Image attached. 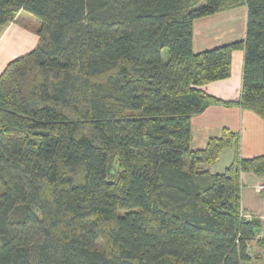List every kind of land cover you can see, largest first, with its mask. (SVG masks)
I'll use <instances>...</instances> for the list:
<instances>
[{"label": "trees", "instance_id": "16d2710c", "mask_svg": "<svg viewBox=\"0 0 264 264\" xmlns=\"http://www.w3.org/2000/svg\"><path fill=\"white\" fill-rule=\"evenodd\" d=\"M240 7L242 40L194 52L195 21ZM20 11L40 26L0 74V264L264 259V219L241 206V175L264 180V154L241 157L227 128L189 146L212 105L264 122V0H0L1 30ZM234 51L228 103L203 87L230 78ZM225 149L233 161L211 174Z\"/></svg>", "mask_w": 264, "mask_h": 264}, {"label": "crops", "instance_id": "0c3cea01", "mask_svg": "<svg viewBox=\"0 0 264 264\" xmlns=\"http://www.w3.org/2000/svg\"><path fill=\"white\" fill-rule=\"evenodd\" d=\"M21 12L22 11L18 13L13 22L3 29L0 34V42L4 40L11 30H13L12 36L16 35V37H22L26 35L23 28L17 25L18 17L22 14ZM232 17L233 16L230 18L224 16L218 20L210 16L195 21L193 26L194 52L199 53L233 41L242 40L245 35L246 27L244 17H242V19L240 17L237 20V24L234 22L231 23L232 27L229 29V35L232 34V37L223 35L220 37V33L215 30V28L218 27L225 29L229 25L227 21H231ZM240 19L241 22H243L241 25V22L239 23ZM214 36H217V38L213 39L212 37ZM14 39L18 40V38ZM37 42L38 36L36 41L33 42L32 47H35ZM17 50L18 49L7 51L8 53L6 51H1L0 74L6 65L11 60L15 59L14 57L16 55L22 53L21 50ZM5 52L7 54L6 58H4L3 55ZM242 59L243 53L241 51H234L232 53L230 78L205 85L203 87L205 93L223 102H236L239 99L241 91ZM224 128L239 134V153L241 157L249 158L264 154V122L252 112L242 110L238 106L212 105L203 113L194 116L191 120L190 149L197 150L203 148L210 138L220 136ZM234 156V149L223 150L218 161L209 167L210 173L220 174L224 172L233 161ZM241 185L242 209L245 212L252 213L262 218L264 216V191H259L258 186L264 185V180L252 173H244L241 175Z\"/></svg>", "mask_w": 264, "mask_h": 264}, {"label": "rangeland", "instance_id": "374dc122", "mask_svg": "<svg viewBox=\"0 0 264 264\" xmlns=\"http://www.w3.org/2000/svg\"><path fill=\"white\" fill-rule=\"evenodd\" d=\"M22 14L18 17L17 20V25H20L23 28V31L26 32V35H23L22 37H16V35L12 36V31H10V33L4 38L3 41L0 42V53L1 51H10L13 49H18L17 51H20L22 53H19L18 55H16L14 58L24 55L26 53H28L29 51H31L34 47H32L33 42L36 41L37 38V31L39 29L40 23L39 21L31 14H29L26 11H22ZM227 16V17H232L231 21H227V24H229L225 29H222L221 27L215 28V30H217L220 33V37L223 36H230L232 37V34L229 35V29L232 27L231 23H236L237 24V20L241 17H244V23L246 24V8L245 7H240L228 12H224L221 14H217L215 16H212L215 19L220 20L222 17ZM241 19L239 21V23L241 22ZM243 22L240 23V25ZM220 25V24H219ZM224 25V23H223ZM3 30H1L0 28V34ZM14 38H18V40L14 39ZM213 39H216L217 36L212 37ZM238 39V38H235ZM233 40V39H232ZM6 52L3 53L4 58H6ZM8 53V52H7ZM163 60L166 61L167 60V54L164 51L163 52ZM264 254V253H263ZM264 257V256H263ZM243 264H264V259L262 258L261 260L255 261L252 260L249 263H243Z\"/></svg>", "mask_w": 264, "mask_h": 264}, {"label": "built area", "instance_id": "2783aa9c", "mask_svg": "<svg viewBox=\"0 0 264 264\" xmlns=\"http://www.w3.org/2000/svg\"><path fill=\"white\" fill-rule=\"evenodd\" d=\"M258 190H259V191H264V185H260V186H258ZM243 216H244L246 219H248V220H250V219H252V218H254V217L260 218V217L254 215V214H251V213H249V212H245V211L243 212ZM262 219H264V216L262 217ZM263 234H264V231H263V230H260V232H259V234H258V237H261ZM263 255H264V254H263Z\"/></svg>", "mask_w": 264, "mask_h": 264}]
</instances>
